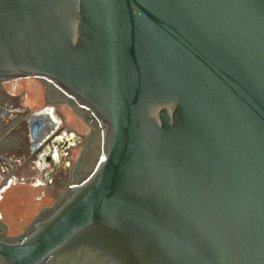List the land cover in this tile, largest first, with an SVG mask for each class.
I'll return each instance as SVG.
<instances>
[{"label": "water", "instance_id": "1", "mask_svg": "<svg viewBox=\"0 0 264 264\" xmlns=\"http://www.w3.org/2000/svg\"><path fill=\"white\" fill-rule=\"evenodd\" d=\"M28 78L103 159L0 264H264V0H0V82Z\"/></svg>", "mask_w": 264, "mask_h": 264}, {"label": "flooded vegetation", "instance_id": "2", "mask_svg": "<svg viewBox=\"0 0 264 264\" xmlns=\"http://www.w3.org/2000/svg\"><path fill=\"white\" fill-rule=\"evenodd\" d=\"M38 80L59 91L48 81ZM14 82H0V162L3 163L0 166V197L11 186V181L26 180L23 176L14 175L18 171L17 165L24 163H31L34 176L43 178L47 183L54 185L59 181H68L66 190L70 192L69 186L79 184L89 177L102 157L101 146L91 167L89 159L94 155V150L96 151L95 137L99 135L102 138L100 123L89 110L77 105L61 91L59 92L65 98L58 97L56 91L51 89L45 91L40 101L29 97V101H43L45 105L43 109L34 111L30 106H24L28 95L19 85L14 86ZM61 104L75 117L72 127H68L63 119L56 116L55 106ZM80 124L85 127L86 132L79 131ZM18 136L27 145L24 142L11 144V140ZM74 152H77L75 156L72 155ZM33 180V187L41 185L38 184L41 180ZM3 237L5 236L0 234V238ZM68 256H72L75 262L83 257L84 260H95L97 264H107L90 248L68 252L53 258L47 264H53V260H62Z\"/></svg>", "mask_w": 264, "mask_h": 264}, {"label": "rangeland", "instance_id": "3", "mask_svg": "<svg viewBox=\"0 0 264 264\" xmlns=\"http://www.w3.org/2000/svg\"><path fill=\"white\" fill-rule=\"evenodd\" d=\"M16 82L21 83L22 85L24 84L28 86L29 89L31 87L32 89H36L34 90L35 95L33 99H36V100L38 99V101L42 99L45 91L49 89L56 91L58 97L62 99L65 98L64 96H62V94L59 91L55 90L53 86H50L47 83H42L36 78L17 80L13 83L14 86L16 85L15 84ZM6 86L8 87L9 85H6ZM29 89H26V90H29ZM66 100L68 101V99ZM69 102L72 103L71 101ZM79 127H80L79 131L86 132V129L83 125L80 124ZM95 138L96 139L94 140V145H95L96 151L94 150L95 152L94 155L91 157V159H89L91 167L95 163L97 154L99 153L98 148L102 146V138L99 135H97ZM76 154L77 152H74L72 155L75 156ZM25 181H26L25 183L16 182L12 184L10 187L11 190L9 191L10 193H14V192L27 193L26 194L27 197L24 200L23 204H20L18 206L13 205V207H10L9 217H6L4 221L0 220V234L5 236L9 242L20 240L22 237L33 232V230L35 229V225L38 222L43 221L47 217H49L52 214V212L57 207H59L65 201V199L68 198L71 194L69 191L66 190L68 181H66L64 185H61L58 188H54L52 184L48 185L49 183H47L44 180H41L39 183L38 182L37 183L39 185L41 184L40 187L42 188L47 187V188L46 190L43 188L41 193L37 196H36V193L29 191L27 188V186L31 185V182L34 180L26 178ZM2 199L3 197L1 195L0 202L2 201ZM32 200L35 202L36 206L42 202L43 204L42 210L41 209L34 210V205L31 203ZM4 205H5V202L2 203V206ZM32 210L34 211L32 212ZM53 264H97V262L91 259L84 260L83 257H81L79 260L75 262L72 260V256H68L62 260H53Z\"/></svg>", "mask_w": 264, "mask_h": 264}, {"label": "crops", "instance_id": "4", "mask_svg": "<svg viewBox=\"0 0 264 264\" xmlns=\"http://www.w3.org/2000/svg\"><path fill=\"white\" fill-rule=\"evenodd\" d=\"M15 84L19 85L20 86V89L22 88V90L27 93L28 97L26 98V101L24 103V106H30L34 111H39L41 109H43V107L45 106L44 103L41 101V102H38V103H34V102H31L29 101V97H32L34 98V90L36 89H32V87L29 89L28 86L26 85H22L21 83H18L16 82ZM28 87V88H27ZM26 89H29V90H26ZM30 91V92H28ZM45 94V93H44ZM55 109H56V116L57 117H60L61 119H63L65 121V123L68 125V127H72L74 125V115L71 113V111L65 106V105H57L55 106ZM21 143V142H24V140L22 141V139H20V137H14L12 140H11V144H14L16 145V143ZM26 145H27V142L25 141L24 142ZM3 163L0 162V166H2ZM18 171L16 173H14V175H17V176H23L27 179H31L33 180L34 179H38V180H44L43 178L39 177V176H34V173L32 172V164L30 163H24V164H18ZM34 176V177H33ZM46 181V180H44ZM47 182V181H46ZM49 183V182H48ZM48 185H51L50 183ZM61 185H64V181H59L58 183L54 184V188H58L59 186ZM57 186V187H56ZM11 187V186H10ZM8 187L6 190H4L1 195L3 197L2 201L0 202V215L2 216V219L4 221V219L6 217H9V212H10V207H13V205H20V204H23L24 200L26 199L27 197V193H17V192H14V193H10L9 191L11 190V188ZM28 190L29 191H32L34 193H36V196L39 195L41 193V191L43 190V188L46 190L45 187H33L32 185H28L27 186ZM29 194V193H28ZM6 197V199H5ZM5 202V205L2 206V203ZM31 203L34 205V210H37V209H41L43 208V204L42 202L36 206L35 202L32 200ZM32 210V212L34 211ZM31 213V212H30ZM30 217V216H29Z\"/></svg>", "mask_w": 264, "mask_h": 264}, {"label": "built area", "instance_id": "5", "mask_svg": "<svg viewBox=\"0 0 264 264\" xmlns=\"http://www.w3.org/2000/svg\"><path fill=\"white\" fill-rule=\"evenodd\" d=\"M16 182L25 183L26 181L24 179L11 181V183L9 184V186L12 185V184H14V183H16Z\"/></svg>", "mask_w": 264, "mask_h": 264}, {"label": "bare ground", "instance_id": "6", "mask_svg": "<svg viewBox=\"0 0 264 264\" xmlns=\"http://www.w3.org/2000/svg\"><path fill=\"white\" fill-rule=\"evenodd\" d=\"M102 159H103V155H102Z\"/></svg>", "mask_w": 264, "mask_h": 264}]
</instances>
